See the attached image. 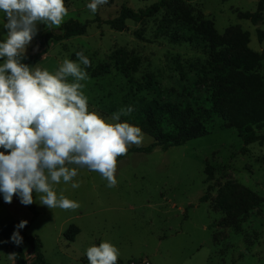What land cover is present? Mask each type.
<instances>
[{
	"label": "rangeland",
	"instance_id": "1",
	"mask_svg": "<svg viewBox=\"0 0 264 264\" xmlns=\"http://www.w3.org/2000/svg\"><path fill=\"white\" fill-rule=\"evenodd\" d=\"M158 1L108 0L93 15L86 7L91 0H65L68 15L63 23L96 18L101 22L89 24L82 36L51 43L44 53L31 55L36 36L26 56L33 66L54 72L65 58L75 60L76 52L83 50L91 61L89 79L83 82L90 110L110 118L128 105L125 100L132 95L156 104L184 105L209 93L230 91L220 79L225 70L208 58L211 47L198 33L201 21H212L220 36L227 28L248 32L247 48L264 53V39L258 38V31L264 37V10L257 25L242 19L256 12L259 0H181L193 16L189 24L175 22L163 11L140 23L126 21L123 31L103 23L114 19L122 6L137 11ZM4 22L0 11V41L7 31L2 28ZM38 28L39 34L45 26ZM213 49L245 60L244 50L222 42ZM257 72L264 82V66ZM247 130L254 128L238 132L217 119L210 135L183 146L130 153L117 162L118 183L112 188L99 173L81 168L72 181L80 187L73 189L72 182L63 181L54 186L58 197L62 192L80 204L76 210H51L37 201L33 203L37 217L32 219L18 197L5 203L0 194V229L11 221L27 220L26 235L40 239L48 264H89L86 249L105 240L119 249L117 264L132 259H147L151 264H264V166L260 162L264 144H251L241 154ZM256 133L264 134V129ZM152 142L144 133L142 144L130 148ZM226 182L248 188L263 202L240 218L236 229L212 228L226 219L214 206L218 188ZM203 197L204 203L200 202ZM22 248L25 263L33 264L34 254L25 241ZM10 254L0 239V264H13Z\"/></svg>",
	"mask_w": 264,
	"mask_h": 264
},
{
	"label": "clouds",
	"instance_id": "2",
	"mask_svg": "<svg viewBox=\"0 0 264 264\" xmlns=\"http://www.w3.org/2000/svg\"><path fill=\"white\" fill-rule=\"evenodd\" d=\"M107 3L91 0L86 7L94 15ZM0 11L7 30L0 41V194L5 203L16 196L25 206L39 201L51 210H76L80 204L62 192L58 197L54 186L72 182L79 169L87 168L115 187L117 157L143 142L139 126L121 121L135 108L122 107L110 118L90 110L83 82L91 61L83 50L54 72L23 62L38 25L46 30L62 25L68 15L65 0H0ZM27 223L16 225L11 236L16 245L22 244L19 229ZM85 255L89 264H117L120 252L105 240L88 247Z\"/></svg>",
	"mask_w": 264,
	"mask_h": 264
},
{
	"label": "trees",
	"instance_id": "3",
	"mask_svg": "<svg viewBox=\"0 0 264 264\" xmlns=\"http://www.w3.org/2000/svg\"><path fill=\"white\" fill-rule=\"evenodd\" d=\"M264 10V0H259L257 10L254 14L243 15L242 19L249 20L253 25L261 20ZM164 12L175 22L192 23L188 5L181 0H159L147 8L133 11L122 6L118 15L111 20L104 21L115 31H123L125 22L132 21L140 23L144 20L155 17L159 12ZM101 22L98 18L94 21L80 23L75 20H68L59 29H44L37 39L43 47L49 44L60 43L70 38L79 37L86 33L89 24ZM198 33L201 34L209 45V60L216 66L225 70L226 74L221 77L229 88V92L222 94L209 93L193 103L176 105L170 102L156 104L132 95L131 99L125 100L135 108V111L121 121L139 126L143 133L153 139L147 147H133L128 150L130 153L150 154L158 148L166 151L170 147L183 146L191 140L210 135L215 127L217 119L225 121V128L235 129L240 132L242 129L253 127L254 130H247L243 136V147L241 154L247 153V147L251 144H264V134L258 135L256 131L264 129V82L257 70L264 66V53L256 54L247 48L250 43L248 32L237 28H227L223 35L216 34L212 21H201ZM258 38L264 39L262 31H258ZM222 42L231 49L244 50L245 60L228 56L225 52H217L213 49L216 43ZM46 51V50H45ZM44 53V52H43ZM32 65L31 57L26 56L23 61ZM124 155V156H126ZM124 156L117 157L119 162ZM261 164L264 166V155L261 157ZM209 190V188L207 189ZM206 202V197L200 199ZM263 198L246 187L226 182L218 188V196L214 203L215 209L224 213L226 219L212 225V228H234L239 219L245 216L250 210L259 206ZM32 214V219L37 217L33 204L27 206ZM18 221H11L0 229V239L13 257V264H26L22 244L16 245L11 241V236L16 231ZM28 225L19 229L31 252L34 254L33 264H48L42 255V244L38 237L27 236ZM78 231V229H74ZM72 238L69 237V241ZM23 243V242H22Z\"/></svg>",
	"mask_w": 264,
	"mask_h": 264
},
{
	"label": "built area",
	"instance_id": "4",
	"mask_svg": "<svg viewBox=\"0 0 264 264\" xmlns=\"http://www.w3.org/2000/svg\"><path fill=\"white\" fill-rule=\"evenodd\" d=\"M125 264H151L147 259H132Z\"/></svg>",
	"mask_w": 264,
	"mask_h": 264
},
{
	"label": "water",
	"instance_id": "5",
	"mask_svg": "<svg viewBox=\"0 0 264 264\" xmlns=\"http://www.w3.org/2000/svg\"><path fill=\"white\" fill-rule=\"evenodd\" d=\"M40 45H41V42L38 40L36 47L34 48V51L32 52L31 55H34L36 53H43L45 51L46 48L45 47L40 48Z\"/></svg>",
	"mask_w": 264,
	"mask_h": 264
}]
</instances>
